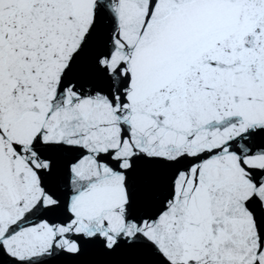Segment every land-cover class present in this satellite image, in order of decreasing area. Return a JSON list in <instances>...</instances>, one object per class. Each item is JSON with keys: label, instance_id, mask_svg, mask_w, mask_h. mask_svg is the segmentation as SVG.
<instances>
[{"label": "snow or ice", "instance_id": "1", "mask_svg": "<svg viewBox=\"0 0 264 264\" xmlns=\"http://www.w3.org/2000/svg\"><path fill=\"white\" fill-rule=\"evenodd\" d=\"M0 264H264V0H0Z\"/></svg>", "mask_w": 264, "mask_h": 264}]
</instances>
